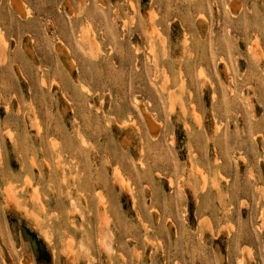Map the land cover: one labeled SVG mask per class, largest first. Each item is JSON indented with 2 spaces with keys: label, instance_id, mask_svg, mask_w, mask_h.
<instances>
[{
  "label": "rangeland",
  "instance_id": "obj_1",
  "mask_svg": "<svg viewBox=\"0 0 264 264\" xmlns=\"http://www.w3.org/2000/svg\"><path fill=\"white\" fill-rule=\"evenodd\" d=\"M0 264H264V0H0Z\"/></svg>",
  "mask_w": 264,
  "mask_h": 264
}]
</instances>
